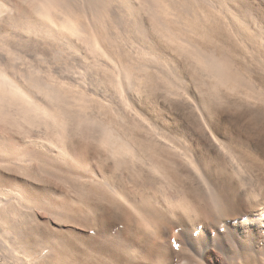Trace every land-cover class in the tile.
I'll use <instances>...</instances> for the list:
<instances>
[{
  "label": "bare ground",
  "instance_id": "bare-ground-1",
  "mask_svg": "<svg viewBox=\"0 0 264 264\" xmlns=\"http://www.w3.org/2000/svg\"><path fill=\"white\" fill-rule=\"evenodd\" d=\"M194 1L196 2L195 5L198 4L197 1H200L201 4L193 7L191 6L190 2L194 3ZM260 1L262 2L264 0ZM133 2L135 6L133 3L129 2V0H0V127L3 126V131L8 133V142L7 139L3 140L5 138L4 136L3 138L0 137V165L10 166L17 163L23 166L24 169H28L30 162H32V159L37 158L42 163V161H45L50 157L53 160V157H56L64 160L65 162H68L70 161V159H73V153H71L70 149V145L73 142L71 131L73 133V130L76 129L74 128L72 130L73 125H75L76 123V119L74 120L72 114L70 115L69 111L67 110L68 108L65 105L68 104L71 106H75V99H72L71 101L69 99L68 101V93L65 94L62 89H59L57 87L59 84H57V86H55V84L54 86H52V84L55 83V78L57 76H55V78L53 76L51 77L52 80L50 81L54 82L46 83L45 78H49V75L51 76V74L53 75V73L49 74V72H51L50 70H48V72L46 71L47 73L45 72L48 75L45 76V74V78L41 77V75L38 74L40 75L39 77H41L40 80L42 78L44 79L35 82L33 78V75L36 74L34 73V68L31 67L24 55V51L27 49V47L25 46H27L28 44L25 43L23 39H21L23 38L22 36H20V42H16V39H14V35L11 36L10 40L5 39L6 37H2L7 33L5 32V34H3L5 30L4 28L20 29L26 35H28L29 33H32L34 35H41L49 38L50 41L53 40V43H64L68 46V48L70 47V49L72 48L74 50H82V48H84V51H90L103 60V66L105 67V70L110 73L113 79V86L116 89L117 93L119 92L116 95H120L121 103L124 108L120 113L128 112V114L136 120V123L139 127L146 128L148 138L145 139L152 145L154 153L159 154V156L163 155L162 157H157L153 160L150 159V161H146L144 163V165H147V170L149 172L156 173L161 176V179H163L162 181L164 182L165 191L163 194L160 209H155L153 206L149 207L146 210L139 209L133 202L129 200L128 197H126L125 193L123 192L124 190L122 191L119 185L115 184L118 181L115 183L112 182L116 178L112 181L102 179L100 180L101 177L99 178V176L101 175H99L97 171H92L87 175L88 179L94 182L96 180L97 182H101L102 185H105L107 191L110 193V196H112L113 199L119 201L120 204H125L131 210V212L137 213L142 221H144L148 225L154 226V228L157 229L158 232L163 233V235L169 234V232H171L172 230L176 231V242H178L180 246H178L177 250L175 251L172 248L174 247L172 246V242L170 240H166L167 244L163 247H160L164 248V250L167 251L166 254L163 253L162 255V259L164 260V262L162 261L163 264H182V260L184 259L187 261L186 263H189L191 259H195L201 262L204 258L205 248L208 245H212L215 249L223 252L231 259H237L241 257L245 258V255L252 257L254 253L264 260L263 204L255 211L242 210L240 214L234 217L232 221L226 219L217 227L213 226L211 221H207L206 218L198 215L191 218L189 220L190 222H186L181 216L176 214V208L188 212L189 205L185 203V191L188 187V184H191V182L197 183L201 193L205 195L209 194V197L215 205H220L221 203L227 204L229 202H232L233 199L231 197L230 199L226 193L219 191L213 185V180V183L210 181L211 178L209 179L205 168L202 166L198 157L193 152L191 142H188L187 139L183 137L184 133L179 136L171 129H165L164 127L160 128L161 126L159 127L161 130H157L155 125L151 124L149 120H147L146 117H144L142 113L138 111L135 103L129 96V91L131 89L136 90L141 87V81L143 78L140 72H137L140 70H136L137 66H135L133 59L129 57L131 52H133L134 56L138 57L139 59L152 58L157 60L158 58H164L165 61L166 59H169V56L165 51L167 48L164 49L162 47V43L157 40L158 38L169 44L178 54V56L176 54L177 59L172 64L169 62L174 72L177 66H179L184 70L185 76L188 72L190 74H197L203 82L205 81V84H208L206 83L207 81H211L215 86H223L226 89H235L239 86V75L236 73L234 74L232 70V64H235L233 57L235 58V55L238 53L236 51V48H240V51L242 48V50H244L245 52L251 53V55H249L253 58L255 56L253 54H256L257 65H259L261 74L264 76L263 10L260 11L259 7L257 8L245 0H133ZM113 5L118 6L120 10L126 11L125 15L126 13H129V15L133 17H129V19H133V24L130 25V20L128 22L129 25L127 24L128 26H132L131 28H133V30L130 28L131 31L127 36V44H124L123 46L114 45V39L111 38L113 34L109 36L110 32L108 33V31L106 30V24L112 23V21L114 22L116 19V9L113 7ZM106 15L108 19H104ZM145 16L148 17V19ZM208 23L214 25L213 28L211 27V25L209 26ZM147 27L152 30H150L152 33H148ZM223 30L228 33V36H230L231 39L222 35L221 32ZM131 32H133V34ZM198 33H207V35H209L208 33H214L215 35H209L212 38L211 42L208 41L207 43H203L192 36L195 34L197 35ZM113 37L117 38L115 35ZM19 43L22 44V47L19 46ZM153 43L161 49L163 55L150 50V47H146V45H151ZM64 44L60 45L62 46ZM242 60L244 59L242 58ZM48 78H46V80H48L49 82ZM57 79H60V77H58ZM58 81L56 80V82ZM58 83H62V77L61 81ZM69 84L70 86L72 85L71 83ZM62 86L64 89L65 86L61 85V87ZM70 86H66V88H69ZM34 88H36L37 91H34ZM209 88L211 87L209 86ZM72 89H69L71 93ZM202 89L198 90L199 97L198 95L194 97L191 94L192 92L190 93L188 86L187 88H185V85L181 84L180 87H178V85L175 83L171 89H167L166 94L175 98H182V102H184L187 107H190L195 111L194 113L198 120L197 124L201 127V131L203 132V135L208 142L207 146L209 145L216 151L222 153L230 163V167L236 173H240L241 171L246 170L249 167V163L246 162L247 158H243V155L245 156L249 152L244 151L246 154H243L244 152H239L236 147L231 144V142H227L226 139L222 140L219 138L220 135L218 136L217 132H215L213 127V120L210 117V114H208L211 113L210 110L214 108L212 107L214 103L210 104V101H207L208 96H206L205 92H203ZM74 90L75 92H79L77 90L80 89ZM71 93L70 97L72 98ZM40 94L46 95V97L48 96L51 100H53V104L46 103V101L40 96ZM77 94L78 93H76V96ZM81 94L83 95V93ZM85 96L84 98H86ZM84 98L78 99H80V101L82 102V100H86ZM219 98H223L220 93L219 97H216L212 99L213 101H211L216 102V100L218 101ZM107 99L109 101H112L109 98ZM96 100L98 102V98L95 99V101ZM117 100L118 99H116L115 101ZM88 102L89 100L87 101V107H89ZM107 106L105 105V107ZM154 106L155 105L153 104V107ZM79 107L82 106L80 105ZM79 107L77 105L78 109ZM82 110H84L83 107ZM112 112H114V110H112ZM85 114L87 115L88 113L85 112ZM115 115L117 114L115 113ZM261 115L264 116V113H261ZM78 116L81 117L80 114ZM160 117L162 118V116ZM78 119L79 118H77V120ZM164 120L165 118L163 119V121ZM102 121L104 123L107 122L106 120H103V118ZM35 122L38 123L36 128H38L39 124H41L40 126L43 125L45 127L46 130H43L48 133V136H46L47 133L45 136L49 137L46 143L47 145L50 144V146L53 147L52 149H49V147V150L43 148L44 146L41 145L43 143L41 139L43 138L40 139L41 141H35V138L38 139V134L35 136V138H32V135L30 134L32 130L31 126L36 125ZM86 122L88 121L80 119V122L78 124H83ZM93 123L95 127L94 134V131L92 132L93 129L91 128V132L94 137L93 142L96 140V142H98L109 153V157L110 155L113 156L117 166L125 167V163L128 162H126V160L128 158L132 159V155H130L132 146L129 143L131 140L126 139L127 141H125L123 138L120 140L117 137L113 136L114 132L112 129L110 130V127L101 125L100 123L95 121H93L92 124ZM77 128L79 129L82 127ZM173 128L175 129V127ZM38 129H40V127ZM38 129L37 133L39 131H42ZM85 129L90 132V129ZM178 130H180V127L178 128ZM187 131L188 130L184 132L187 133ZM17 132L18 135L20 134L19 136L21 137V142L20 140H15V133L17 134ZM34 133L32 134L34 135ZM77 136H79V134ZM34 145H40L42 147L41 149L43 150H39L40 148L37 150V147L35 148ZM45 147L47 146L45 145ZM137 149L139 148L137 147ZM159 151L161 153L163 151V154H161ZM137 152L139 151L137 150ZM137 154L135 157H137ZM139 161H141V159H139ZM132 162L133 160L130 161V163ZM55 165L57 164L55 163ZM128 166L130 165L128 164ZM126 172L128 173V171ZM130 173L131 172H129V174ZM119 176H121V174H119ZM110 179L111 177L109 178V180ZM118 179H120V177ZM19 196L20 193L18 192V190L6 188L3 185H0V220L3 219L4 221H8V225L6 224V233L10 236V243L12 245V247H7L11 246L9 244L6 246V249L4 248L5 250L10 248L8 249V252L5 250L4 251L5 254L7 252L6 257L8 259L16 260V263L17 260L21 262L29 261V257L27 258V256L29 254L31 255L32 253H30L31 244L27 239L30 224L29 228L26 227L27 224H23V222L26 220L22 217L23 213L21 214L20 211L17 210L18 208L15 209V207L13 206V202L15 201L14 198ZM15 199L17 200V198ZM17 202H19V200ZM37 213H39V211ZM32 218L34 217L32 216ZM219 235L225 237V239L217 240V236ZM167 238L169 237L167 236ZM191 238H197L196 242L191 243ZM258 240L261 241L262 245L256 248L254 246V243ZM118 241V246L121 247L124 251L133 253L135 256H138L140 258L145 257L150 259L153 255L158 254L153 252V250H156L157 247L155 248V245L152 242H149V244H147L148 241H145L143 239L142 241H140L137 238L135 239L133 235L132 237L126 235V237H122ZM159 252L162 251L159 250Z\"/></svg>",
  "mask_w": 264,
  "mask_h": 264
},
{
  "label": "rangeland",
  "instance_id": "rangeland-1",
  "mask_svg": "<svg viewBox=\"0 0 264 264\" xmlns=\"http://www.w3.org/2000/svg\"><path fill=\"white\" fill-rule=\"evenodd\" d=\"M245 1L257 8L259 7V10H263L262 12H264V1ZM129 2L134 4L133 0H129ZM197 2L199 5L201 4L200 1ZM190 4L193 7H196L198 5H195V1L194 3L190 2ZM113 7L116 9V19L114 21L115 23L112 21V23L106 24V30L108 31V33L110 32L109 36L113 34L111 38L114 39V45L123 46L124 44H127V36L130 34L131 29L133 30V28H131L132 26H128L129 20L130 25L133 24V19L131 20L129 19V17H133L129 15V13H126V16V11L120 10L118 6L113 5ZM105 18L108 19L107 15L104 17V19ZM146 18L148 19V17ZM208 25H211L212 28L214 26L211 23H208ZM148 27V33H152V30ZM4 29L6 31L4 30L3 34H5V32L7 33L5 34L6 36L4 35L2 37H6L5 39L10 40L11 36L14 35V39H16V42H20V36H22L23 38L21 39H23L25 43L28 44L27 46H25L27 47V49L25 48L26 50L24 51V55L31 67L34 68V73L36 74L33 75V78L35 82H37L38 80L41 81L45 78V76H48L46 74L48 70L51 71L49 72V74L53 73V75H49V78L46 77L49 79V82L45 78L46 83L54 82L50 81L52 80L51 77L53 76L55 78V76H57L55 78V83H53L52 86H54V84L55 86H57V84L65 86L64 89L63 86L61 87V85H58L57 87L59 89H62L65 94L68 93V101L69 99L70 101L72 99H75V106H71L68 104L65 105L68 108L67 110L69 111L70 115L72 114L74 120H77V118L79 119L77 121L75 120L76 123L72 128V130L74 128L76 129L73 130V133L71 131V136L73 139L72 141L74 142L71 143V148L69 147L71 149V153H73L72 160L70 159V161L65 162L62 159L53 157V160L50 157L45 161H42V164L40 160L35 158L36 160H31L32 162H30L28 169H24L23 166L17 163L10 166L0 165V185H3L6 188L18 190V192L20 193L19 197H15L17 198V200L14 198L15 201L13 202V206L15 207V209L18 208L17 210L20 211L21 214H24V216L22 214V217L26 220L23 222V224H27V228H29L30 224L27 239L31 244L30 253L32 252L31 255L29 254L27 256V258L29 257V261L27 262H21L17 260L16 263V260L8 259L6 257L8 249L10 248H8L7 250L5 249L7 247H12V245L10 243L11 238L6 233L8 221L5 220V222L3 219H1L0 264H8V261L9 264H163L164 260L162 259V255L163 253L166 254L167 251L164 250V248L160 247H163L167 244L166 240H170L172 242V246L176 245L172 247L175 251L177 250L178 246H180L179 243L176 242V231L172 230L171 232H169V234L164 235L163 233L158 232L157 229L154 228V226L148 225L147 223L142 221L137 213L131 212V210L125 204H120L119 201L113 199V197L110 196V193L107 191L105 185H102L101 182H97V180L95 182L91 181L87 177V175L92 171H97V173L101 175L99 176V178L101 177L100 180L102 179L112 181L116 178L112 182L115 183L118 181L115 184L119 185L122 191L124 190L123 192L125 193L126 197H128L129 200L133 202L139 209L146 210L151 206H153L155 209H160L163 194L165 191L164 182L162 181L163 179H161V176H159L158 174L149 172L147 170V165H144V163L146 161H150V159L153 160L154 158L156 159L157 157H162L163 155L159 156V154L154 153L152 145L145 139L148 138L146 128L139 127L136 123V120L131 115H129L128 112L120 113L121 110L124 109L121 103L120 95H116L119 92L117 93L116 89L114 88L112 82L113 79L110 73L105 70V67L103 66V60L90 51H84V48H82V50H74L72 48L70 49V47L68 48V46L64 43H60L64 44L62 46L59 43H53V40L50 41L49 38L41 35H34L32 33H29L28 36L20 29ZM131 33L133 34V32ZM221 33L224 37L231 39V37L228 36V33L225 30H223ZM208 34L210 36L215 35L214 33ZM114 35L117 38L113 37ZM209 35H207V33H198L197 35L195 34L192 36L200 42L207 43L208 41H212V38ZM205 36L207 37V40ZM157 40L162 43L161 45L164 49L167 48L165 51L169 56V59H166V61L164 60V58H158L157 60L152 58L139 59L138 57L134 56L133 52H131L129 57L133 59L135 66H137L136 70H140L137 72H140L143 78L141 81V87L136 90L131 89L129 91V96L132 98V101L135 103L138 111L142 113V115L146 117V119L149 120L151 124L155 125L157 130H161L160 128L164 127L165 129H171L179 136L184 133L183 137H185L188 142H191L193 152L198 157L202 166L205 168L209 179L211 178L210 181L212 183L214 181L213 185L219 191L226 193L229 198L231 197L233 199L232 202H229L227 204L221 203L220 205H215L209 197V194L206 193L207 195H205L201 193L197 183L191 182V184H188V187L185 191V203L189 205L188 212L176 208V214L181 216L186 222H190L189 220L191 218L198 215L206 218L207 221H211L212 225L217 227L226 219L232 221L234 217L238 216L242 210L255 211L256 209L260 208L262 204L264 205V116L261 115V113H264V76L261 74L259 65H257V55L253 54L255 55L253 58L250 56L251 53L245 52L244 50H242V48L241 51L240 48H236V51L238 53L235 55V58L233 57L236 65L232 64V70L234 74L236 73L239 75L240 82L239 86L235 88L236 90L226 89L223 86H215L211 81H207L206 83L208 84H205V81L203 82L197 74L191 73V75L189 72V74L186 73V80L181 79L171 68V64L177 59V52L174 51L173 48L163 40H160L159 38ZM19 46L22 47V44L19 43ZM242 58L244 60H242ZM243 61H247L245 62L246 64ZM47 65H49L51 69ZM38 74H40L41 77L44 78L40 80L41 77H39L40 75ZM63 76H66L67 79ZM58 77H60V79H57ZM61 77L63 84L58 83L61 81ZM56 80L60 81L56 82ZM69 83H71L73 86H70ZM175 83L178 85V87H180L181 84H184L185 88H187L188 86L190 93L192 92L191 94L194 97L197 95L199 97L198 90L203 88L202 91L205 92L206 96H208L207 101H210V104L214 103L212 105V107L214 108L210 110V117L213 120V127L215 132H217L218 136L220 135L219 138L222 140L226 139L227 142H231V144L236 147V149L241 153H243L244 151L249 152L247 154L245 152L243 153L246 155H250H243V158H247L246 162L249 163V167L246 170H243L240 173H236L230 167V163L222 153L216 151L209 145L207 146L208 142L203 135V132L201 131V127L197 124L198 120L195 116V111L192 108L187 107V105L182 102V98H175L166 94L167 89H171ZM66 86L70 87L66 88ZM209 86L211 88H209ZM72 88L80 90H77L79 92H75V90ZM69 89H72V93L69 91ZM208 90L211 93H209ZM34 91H37V89L34 88ZM217 91H220L219 93L223 96V98H219L218 101L216 100V102H212V99L219 97V93ZM70 93L72 95V98L70 97ZM76 93H78L77 96ZM81 93H83V95ZM40 96L46 101V103L53 104V100H51L48 96L46 97V95L43 94H40ZM84 96L86 98H84ZM99 96L102 98H100ZM78 98H84L86 100H84L85 102L83 100L81 102ZM97 98L98 102L97 100L95 101V99ZM107 98L112 101H109ZM115 98L118 100L115 101ZM88 100L89 102H91H88L89 107H87ZM111 102L113 103L114 107ZM120 104L122 105V107ZM153 104L155 105L154 107ZM77 105L78 107L81 105L84 110H82V107H79L78 109ZM105 105H108L109 108L108 106L105 107ZM116 105L119 106L120 111H117ZM112 110H114V112L118 116L115 115ZM85 112H87L89 115H86ZM79 114L81 115V117L78 116ZM153 116L156 119H159L156 120ZM160 116H162V118L164 117L165 120L163 121L164 118L162 119ZM102 118L107 122L104 123L102 121ZM80 119H84L88 122L78 124L80 122ZM109 120H111L112 122ZM93 121L98 122L101 125L110 127V130L112 129L114 132L113 136L117 137L118 139L121 140L123 138L125 141L131 140L129 143L132 146V150H130V155H132V157H130L132 159L128 158L126 160V162H128L125 163V167L117 166L114 157L111 155L109 157V153L98 142H96V140L93 142V134L95 133L94 123L92 124ZM159 121L160 123H162L160 124ZM35 124L36 125H33L34 127L31 126L32 130L30 134L32 135V138H35V136L38 134V139L35 138V141H39L41 138H43L41 140L44 144L40 143L44 146L43 148L48 149L49 147V149H52L53 147L50 146V144L47 145L46 143L49 137H46L48 136V133L44 131L46 130L45 127L43 125L40 126L41 124H39L38 128L40 127V129H38L36 128L38 123L35 122ZM178 125L180 127V130H178ZM172 126L175 127L176 131ZM77 127L82 128L78 129ZM85 128L90 129V132H88V130ZM37 129L42 131H39L40 133H37ZM3 130V126L0 127V137L3 138L4 136L5 138L3 140L7 139L8 142V133ZM33 130L35 131V133ZM91 130L92 132L94 131L93 134ZM186 130H188L187 133L184 132ZM199 130L201 133L199 132ZM178 132L181 133L179 134ZM32 133H34V135ZM78 134L79 136H77ZM19 135L18 132L17 134L15 133V140L21 139ZM45 145L47 147H45ZM36 147L37 150L39 148V150H43L41 149L42 147L40 145L35 146V148ZM137 147L139 149H137ZM135 149L136 152L137 150L139 151L137 152L138 154L135 152ZM136 154L137 157H135ZM161 154H163V151ZM139 159H141V161H139ZM132 160L133 162H135L136 160V162L130 163V161ZM55 163L57 165H55ZM128 164L130 166H128ZM126 171H128V173ZM129 172H131L130 174L132 176L129 174ZM119 174H121L122 177L119 176ZM110 177L111 179L109 180ZM119 177L120 179H123L120 180L118 179ZM82 182H84L85 184ZM121 186H124L123 189ZM18 200L19 202H17ZM38 211L39 213H37ZM26 216H29L30 218ZM32 216L35 219L32 218ZM126 235L130 237H132L133 235L135 239L137 238L140 241H142V239L148 241L147 244H149V242H152L155 245L154 247H157L156 250H153V252L158 254L153 255L150 259L145 257H141V259L140 257L135 256L133 253H129L128 251L127 253L118 246V240H120L122 237H126ZM167 236L169 238H167ZM221 239L224 240L225 237L221 235L217 236V240ZM196 240L197 238H191L190 242L195 243ZM9 244L11 246H7ZM260 245H262L261 241H255L254 246L256 248H258ZM4 250L7 251L6 254ZM159 250H161L162 252H159ZM186 262L187 261L185 259L182 260V264H264V260L254 253L252 257L245 255V258L241 257L237 259H231L223 252L215 249L212 245H208L205 248L203 261L200 262L195 259H191L190 262L188 261L189 263Z\"/></svg>",
  "mask_w": 264,
  "mask_h": 264
},
{
  "label": "snow or ice",
  "instance_id": "snow-or-ice-1",
  "mask_svg": "<svg viewBox=\"0 0 264 264\" xmlns=\"http://www.w3.org/2000/svg\"><path fill=\"white\" fill-rule=\"evenodd\" d=\"M146 47H150V50L163 55V52L161 51V49L158 46H156L154 43L151 45H146ZM175 72H176V75L179 76L181 79H184V80L187 79V77L184 74V70L182 68H180L179 66H177V68L175 69ZM116 108H117V111H120L118 105H116ZM208 114H210V113H208ZM174 246H176V245H174Z\"/></svg>",
  "mask_w": 264,
  "mask_h": 264
}]
</instances>
